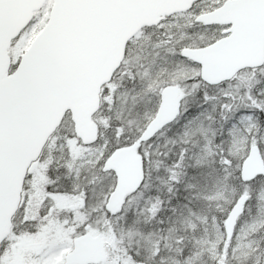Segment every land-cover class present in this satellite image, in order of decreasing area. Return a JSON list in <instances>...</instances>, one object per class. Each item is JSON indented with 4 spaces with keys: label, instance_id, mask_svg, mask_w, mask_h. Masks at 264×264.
Returning a JSON list of instances; mask_svg holds the SVG:
<instances>
[{
    "label": "snow or ice",
    "instance_id": "1",
    "mask_svg": "<svg viewBox=\"0 0 264 264\" xmlns=\"http://www.w3.org/2000/svg\"><path fill=\"white\" fill-rule=\"evenodd\" d=\"M0 264H264V0H0Z\"/></svg>",
    "mask_w": 264,
    "mask_h": 264
}]
</instances>
